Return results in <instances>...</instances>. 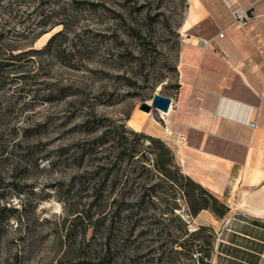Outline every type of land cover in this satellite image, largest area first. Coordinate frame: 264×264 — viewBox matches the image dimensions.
<instances>
[{
    "label": "rangeland",
    "instance_id": "374dc122",
    "mask_svg": "<svg viewBox=\"0 0 264 264\" xmlns=\"http://www.w3.org/2000/svg\"><path fill=\"white\" fill-rule=\"evenodd\" d=\"M191 7L24 0L0 14L2 29L20 34L1 43L14 57L0 78V264L251 260L242 248H258L264 220L246 215L237 186L215 193L186 176L180 157L197 156L176 136L147 134L165 129L155 109L146 129L127 124L154 94L175 99ZM203 203L209 217L193 215ZM200 226V237L187 236Z\"/></svg>",
    "mask_w": 264,
    "mask_h": 264
},
{
    "label": "crops",
    "instance_id": "0c3cea01",
    "mask_svg": "<svg viewBox=\"0 0 264 264\" xmlns=\"http://www.w3.org/2000/svg\"><path fill=\"white\" fill-rule=\"evenodd\" d=\"M190 2L176 96L164 132L152 127L147 134L176 136L197 156L180 157L186 176L215 193L229 183L232 194L237 186L246 215L264 220V0ZM237 8L254 12L243 29L231 14ZM202 212L197 216L209 217ZM253 239L258 248H242L252 260L233 258L238 264H264V238Z\"/></svg>",
    "mask_w": 264,
    "mask_h": 264
},
{
    "label": "trees",
    "instance_id": "16d2710c",
    "mask_svg": "<svg viewBox=\"0 0 264 264\" xmlns=\"http://www.w3.org/2000/svg\"><path fill=\"white\" fill-rule=\"evenodd\" d=\"M4 1L5 0H0V14L1 15L6 14V11L11 12V10L13 9V6H21L23 4L24 0H8L7 4H5ZM13 18L16 19V14L14 15ZM6 23H7L6 20H4L3 23H0V78H2L3 74L10 72V69H11L10 66H12L13 63L8 58L14 57L11 53L7 52V50L2 48L1 43L4 41V39H6V37L8 35H9V38L14 37L15 35H20L18 32H15L16 31L15 29L12 31V29L9 28V26L3 30L2 28L5 27ZM56 34H54L52 37H50L48 42L41 48L42 50H46L48 48V46L50 45L51 41L53 40V38L55 37ZM35 51H37V50H35ZM7 53L9 54L8 56H7ZM198 188L200 189V191H202V193H204V195H206V193L200 187H198ZM213 200L216 201L215 199H213ZM203 201L205 202V200H203ZM204 208H208V206H206L204 203L200 204L197 207H192V214L196 215L199 213V211H201ZM211 211L215 216H223V214H224L223 210L218 211L216 209H211ZM205 229H206L205 226H200L198 229L194 230L193 232H191L189 234L186 233V234L189 238L191 237V238L195 239L197 237H200ZM207 245H209V241L205 240L202 243V246L207 247ZM197 260L201 261V262L203 261V259L200 256H198Z\"/></svg>",
    "mask_w": 264,
    "mask_h": 264
},
{
    "label": "bare ground",
    "instance_id": "6f19581e",
    "mask_svg": "<svg viewBox=\"0 0 264 264\" xmlns=\"http://www.w3.org/2000/svg\"><path fill=\"white\" fill-rule=\"evenodd\" d=\"M49 35H50V33H45L41 38H45V37H47ZM170 100H171V105H170V108H169V110L167 112H163L161 110H156L157 113L160 115V117L162 119H164L169 114V112L171 111L173 101H172V99H170ZM147 104L150 105L151 104V100L148 101ZM152 113H153L152 110H150L148 112H146V111L143 112V111L139 110L138 112H135L132 115V117L127 120V124L133 130L139 131L141 129V125L144 122L145 118L148 117V116H152Z\"/></svg>",
    "mask_w": 264,
    "mask_h": 264
},
{
    "label": "water",
    "instance_id": "95a60500",
    "mask_svg": "<svg viewBox=\"0 0 264 264\" xmlns=\"http://www.w3.org/2000/svg\"><path fill=\"white\" fill-rule=\"evenodd\" d=\"M171 100L170 98L161 96L160 94H154L151 99V104L142 103L141 109L148 112L150 110H161L167 112L170 108Z\"/></svg>",
    "mask_w": 264,
    "mask_h": 264
},
{
    "label": "built area",
    "instance_id": "2783aa9c",
    "mask_svg": "<svg viewBox=\"0 0 264 264\" xmlns=\"http://www.w3.org/2000/svg\"><path fill=\"white\" fill-rule=\"evenodd\" d=\"M231 14H232L234 21H235L234 22L235 27L243 29L245 23L250 18V16L254 15V12L244 10L243 8H237V9L231 11ZM223 35H224V31H221L218 34L219 37H223ZM250 125L253 126L254 122H251Z\"/></svg>",
    "mask_w": 264,
    "mask_h": 264
}]
</instances>
